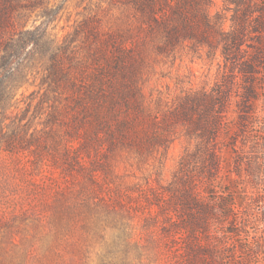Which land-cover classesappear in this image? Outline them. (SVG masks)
I'll list each match as a JSON object with an SVG mask.
<instances>
[{
	"label": "trees",
	"instance_id": "1",
	"mask_svg": "<svg viewBox=\"0 0 264 264\" xmlns=\"http://www.w3.org/2000/svg\"><path fill=\"white\" fill-rule=\"evenodd\" d=\"M116 1L131 11L136 30L104 33L89 24L95 44L76 60L68 47H57L45 68L47 92L35 106L38 113L45 104L50 111L45 122L36 123L33 101L20 107L25 95L21 99L19 92L38 55L29 52L33 57L18 64L17 57L46 34L39 28L17 31L13 10L23 5L0 0V153L27 159L48 187L46 215L26 206L3 210L0 239L25 232L35 215L34 223L48 228L47 239H66L72 256L59 264H132V220L140 217L152 237L155 264H172L171 256L174 264H209L210 249L196 239L200 229L207 230L206 207L186 163L169 184L149 177L131 185L119 180L116 162L121 155L143 161L168 150L179 125L206 143L214 138L224 96L202 91L172 107L153 108L144 91L145 48L149 37L156 54L168 55L180 45L213 47L216 36L224 35L221 17L211 12L214 0ZM234 40L237 45L239 38ZM202 147L214 161L211 148ZM76 233L80 240L72 241Z\"/></svg>",
	"mask_w": 264,
	"mask_h": 264
},
{
	"label": "rangeland",
	"instance_id": "2",
	"mask_svg": "<svg viewBox=\"0 0 264 264\" xmlns=\"http://www.w3.org/2000/svg\"><path fill=\"white\" fill-rule=\"evenodd\" d=\"M18 3L23 7L13 10L17 31L39 28L46 34L38 44L29 42L27 54L17 57L18 64L33 57L29 52L34 54L36 50L38 55L33 64L36 68L30 70L19 92L21 99L22 93L25 95L20 107L33 101L30 114L47 92L45 68L53 61L57 47H68L69 52L76 53V60L95 44L94 30L86 27L89 24L104 33L136 30L137 26L131 11L116 0H17ZM211 12L221 17L224 30L222 37L214 39L213 47L180 45L168 55L156 54L154 41L147 39L144 91L153 108L164 109L186 94H222L218 132L206 143L187 135L186 128L179 125L168 150L143 161L119 156L118 178L131 185H143L149 177L154 183L169 184L184 161L192 171L198 198L206 207L203 217L207 230L200 229L196 239L210 249L209 264H264V0H214ZM235 38H239L237 45ZM44 106L35 113L36 123L48 118L50 108ZM204 144L211 148L214 161L203 147L199 149ZM26 160L17 161L0 153V218L4 217L3 210L19 212L23 206L46 215L48 187L38 169L33 173ZM54 174L58 176V172ZM48 177L51 181L52 175ZM200 214L198 209V217H202ZM34 216L30 215L25 232L17 230L9 238L2 236L0 264H59L63 257L72 256L66 239H47L44 234L48 228L35 224ZM132 224L131 263L155 264L154 246L148 240L152 237L145 222L136 217ZM119 234V230L113 232L115 238ZM73 235L72 241L80 240L76 239L78 233ZM91 242L95 251L100 249L97 241L89 239ZM171 259L174 264L175 257Z\"/></svg>",
	"mask_w": 264,
	"mask_h": 264
}]
</instances>
